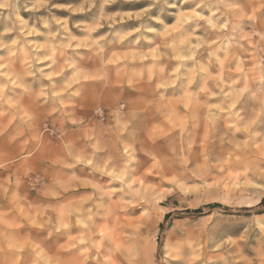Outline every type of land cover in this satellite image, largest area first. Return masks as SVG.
<instances>
[{
	"label": "clouds",
	"instance_id": "9594fccd",
	"mask_svg": "<svg viewBox=\"0 0 264 264\" xmlns=\"http://www.w3.org/2000/svg\"><path fill=\"white\" fill-rule=\"evenodd\" d=\"M0 264H264V0H0Z\"/></svg>",
	"mask_w": 264,
	"mask_h": 264
}]
</instances>
